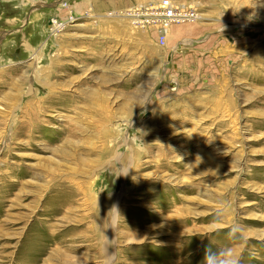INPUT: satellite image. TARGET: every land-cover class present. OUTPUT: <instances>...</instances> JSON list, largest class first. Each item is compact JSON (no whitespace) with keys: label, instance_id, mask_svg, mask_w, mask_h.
Wrapping results in <instances>:
<instances>
[{"label":"rangeland","instance_id":"374dc122","mask_svg":"<svg viewBox=\"0 0 264 264\" xmlns=\"http://www.w3.org/2000/svg\"><path fill=\"white\" fill-rule=\"evenodd\" d=\"M89 1L0 0V264H264V0Z\"/></svg>","mask_w":264,"mask_h":264},{"label":"built area","instance_id":"2783aa9c","mask_svg":"<svg viewBox=\"0 0 264 264\" xmlns=\"http://www.w3.org/2000/svg\"><path fill=\"white\" fill-rule=\"evenodd\" d=\"M108 13L121 16L133 27H156L161 44L164 42L170 24L197 19V13L175 4L172 0H161L156 5H138Z\"/></svg>","mask_w":264,"mask_h":264},{"label":"clouds","instance_id":"9594fccd","mask_svg":"<svg viewBox=\"0 0 264 264\" xmlns=\"http://www.w3.org/2000/svg\"><path fill=\"white\" fill-rule=\"evenodd\" d=\"M223 26L221 25L222 30ZM120 174H127L126 172H121ZM119 174V175H120ZM107 219L108 223L106 227H102L98 225V228H101L103 235H104V241H103V250L105 255L106 264H110V257L112 253H108L107 249L109 247H112L111 240H109L106 235L104 234L103 228L111 227L113 231H118L121 221H123L122 213L120 212L118 206L113 205L109 210L105 217ZM104 219V221H105ZM104 224V223H103ZM238 231L237 228H233L230 232V235H235ZM203 264H239V257L232 252L231 249H220V250H210L206 249L205 256L203 259Z\"/></svg>","mask_w":264,"mask_h":264},{"label":"water","instance_id":"95a60500","mask_svg":"<svg viewBox=\"0 0 264 264\" xmlns=\"http://www.w3.org/2000/svg\"><path fill=\"white\" fill-rule=\"evenodd\" d=\"M168 85H169L170 88H175L177 84H176L175 81H171V82H169Z\"/></svg>","mask_w":264,"mask_h":264},{"label":"bare ground","instance_id":"6f19581e","mask_svg":"<svg viewBox=\"0 0 264 264\" xmlns=\"http://www.w3.org/2000/svg\"><path fill=\"white\" fill-rule=\"evenodd\" d=\"M63 4V3H62ZM61 4V5H62ZM85 15L88 17V16H90L87 12H85ZM111 16H113V15H111ZM113 17H116V16H113ZM196 17L198 18V14H196ZM71 19H73V18H71ZM62 24L63 23H60V24H58L59 26H62ZM61 28V27H60Z\"/></svg>","mask_w":264,"mask_h":264},{"label":"crops","instance_id":"0c3cea01","mask_svg":"<svg viewBox=\"0 0 264 264\" xmlns=\"http://www.w3.org/2000/svg\"><path fill=\"white\" fill-rule=\"evenodd\" d=\"M90 1H91V0H90ZM90 1H89V2H90ZM89 2L87 3L88 6H90ZM92 3H93V5H94V1H92ZM99 3H100V2H99ZM98 6H99V5H98ZM88 8H90V7H88ZM173 29H175V30L177 29V30H178V29H180V28H177V27L175 26V27H173ZM167 33H168V31H167Z\"/></svg>","mask_w":264,"mask_h":264}]
</instances>
